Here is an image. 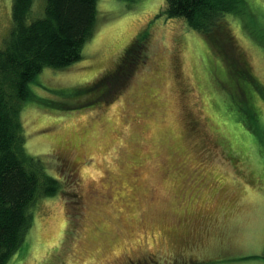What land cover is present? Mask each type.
I'll use <instances>...</instances> for the list:
<instances>
[{"label": "rangeland", "instance_id": "374dc122", "mask_svg": "<svg viewBox=\"0 0 264 264\" xmlns=\"http://www.w3.org/2000/svg\"><path fill=\"white\" fill-rule=\"evenodd\" d=\"M246 1L264 28V0ZM44 4L33 0L27 21ZM11 6L0 0V46ZM164 7L97 0L81 58L29 83L44 102L23 104L25 149L61 188L31 206L32 224L7 264H264L263 101L257 138L235 114L240 95L234 102L221 89L219 56L183 18L157 17ZM226 20L264 83V49L237 17ZM146 27L145 62L117 95L76 93L114 71Z\"/></svg>", "mask_w": 264, "mask_h": 264}, {"label": "trees", "instance_id": "16d2710c", "mask_svg": "<svg viewBox=\"0 0 264 264\" xmlns=\"http://www.w3.org/2000/svg\"><path fill=\"white\" fill-rule=\"evenodd\" d=\"M32 5L33 0H12V24L0 46V264H7L23 241L33 221L30 208L35 201L61 188L44 160L25 149L23 104L44 102L32 93L29 83L45 67L60 70L78 61L97 17V0H45L43 15L27 21ZM163 14L183 18L219 56L221 89L228 90L234 102L236 93L240 95L243 106L236 107L235 114L258 138L262 128L256 99L264 104V83L251 71L250 60L226 20L227 14L237 17L247 35L264 49V28L257 24L255 7L246 0H165L157 17ZM149 35V28H143L125 48L114 71L76 93L103 90V101L117 95L145 62ZM232 85L239 90H230Z\"/></svg>", "mask_w": 264, "mask_h": 264}]
</instances>
